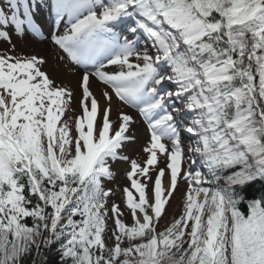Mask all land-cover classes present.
<instances>
[{
  "label": "snow or ice",
  "instance_id": "6c2138e0",
  "mask_svg": "<svg viewBox=\"0 0 264 264\" xmlns=\"http://www.w3.org/2000/svg\"><path fill=\"white\" fill-rule=\"evenodd\" d=\"M0 42V264H264V0H0Z\"/></svg>",
  "mask_w": 264,
  "mask_h": 264
},
{
  "label": "rangeland",
  "instance_id": "374dc122",
  "mask_svg": "<svg viewBox=\"0 0 264 264\" xmlns=\"http://www.w3.org/2000/svg\"><path fill=\"white\" fill-rule=\"evenodd\" d=\"M13 42L15 43V38ZM4 47H7V45L0 42V49ZM93 80L98 84V82L95 79ZM98 86L101 87V85L99 84ZM71 108L74 109L75 111L69 112L67 113V115L75 117L76 115L79 114L80 107L78 106V103L75 102L74 100L72 101ZM113 108H114L113 119H115L116 113L121 110L129 112L136 117L137 123L133 126L135 130L136 141L135 143L130 144L128 146L126 150V154L129 155L131 159H137L138 162H142L143 160L147 158V153H145L143 149L147 145V142L149 140V133H148L146 124L139 117L137 111L133 108L128 107L127 105H123L117 102V104ZM137 127H139L141 131H139ZM125 165H126L125 169H127L128 165L126 163ZM160 166H163V157H161ZM125 169L123 170L122 175H120V170L118 169L115 179L111 183L108 184V187L116 188L117 186H119V189H122L124 186L128 185L129 181L126 179L124 175ZM186 187L187 185L184 181H181L179 183L178 190L175 192L174 197L171 199L170 204L167 206L168 214L161 221L162 226L171 222L173 218V214H175V216L180 215L182 211V193L186 190ZM112 200L115 201L116 203H119L122 208L124 207L123 195L121 191H116V194L112 197ZM125 218L128 219L129 217L126 216Z\"/></svg>",
  "mask_w": 264,
  "mask_h": 264
},
{
  "label": "bare ground",
  "instance_id": "6f19581e",
  "mask_svg": "<svg viewBox=\"0 0 264 264\" xmlns=\"http://www.w3.org/2000/svg\"><path fill=\"white\" fill-rule=\"evenodd\" d=\"M15 43H17L18 47H21L20 43L18 41L15 40ZM51 44L50 42H45V43H42V44H31L29 43L27 47L24 48V51L25 52H33V51H36V52H46L48 50L51 49ZM64 80L66 83H68L70 85V87H72L74 90H75V95L73 97V100L75 102L78 103V106H79V96H80V92H79V88L77 87V79L76 77L74 76H67V77H64ZM92 90L95 92V94L97 96L100 95V91H101V87L98 86V84L92 80ZM117 104V101H115L114 99V103H113V107ZM137 129L139 131H141L139 129V127H137ZM126 168V165L125 163H121L119 166H118V169L120 170V175H122L123 173V170Z\"/></svg>",
  "mask_w": 264,
  "mask_h": 264
},
{
  "label": "trees",
  "instance_id": "16d2710c",
  "mask_svg": "<svg viewBox=\"0 0 264 264\" xmlns=\"http://www.w3.org/2000/svg\"><path fill=\"white\" fill-rule=\"evenodd\" d=\"M260 189H261V186H260L259 184L254 185V186H253L252 188H250L249 191H248V195H249V197L251 198V197H253V196H255V195H258ZM50 260H51V258H50Z\"/></svg>",
  "mask_w": 264,
  "mask_h": 264
}]
</instances>
